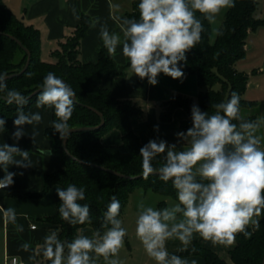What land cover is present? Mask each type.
I'll use <instances>...</instances> for the list:
<instances>
[{"label":"clouds","instance_id":"clouds-1","mask_svg":"<svg viewBox=\"0 0 264 264\" xmlns=\"http://www.w3.org/2000/svg\"><path fill=\"white\" fill-rule=\"evenodd\" d=\"M234 6V0H140L139 19H124L121 24L123 39L119 34L110 33L106 25L100 26V37L109 57L116 55L118 46L122 47L128 61V78L134 75L156 86L163 74L183 82L187 54L201 42L204 31L197 13L211 24L222 9ZM73 13L75 15V9ZM98 22V18L94 19L90 26L95 27ZM0 93H4L0 99L17 106L13 120L15 130L11 133L15 142L0 144V171L3 172L0 189H7L14 185L17 175L9 171L10 166L32 167L30 152L22 149L19 141L25 135L24 126L39 124L42 116L39 112L24 111L31 97L8 89L6 73L0 74ZM75 96L69 85L49 72L36 98L37 108L54 110L56 119L52 129L62 141H67L71 135L68 121L75 110ZM239 103V95L233 92L227 102L214 105L216 111L211 115L194 103L192 126L177 132L175 143L154 138L139 149L143 177L157 175L166 184L170 181L178 201L164 208L139 205L136 236L157 264H186L180 256L169 254L166 248L169 239H178L186 247L191 244L193 234L198 233L205 241L231 246L236 243L238 234L250 238L249 227L253 231L259 228L260 218L264 217V136L257 133L264 126V118L245 120ZM6 124L7 120L0 117V131H7ZM154 131H159V125L154 126ZM36 135L33 130V144ZM38 151L41 156L53 154L51 149ZM158 157H162V163L156 167L153 161ZM56 195L64 221L73 226L91 222L89 205L80 203L86 199L83 187L75 184L57 187ZM120 211L121 204L113 196L103 214L102 227L106 231L101 234L96 230L91 238L78 235L71 241H62L52 230L43 238L36 255L51 264H93L90 253L94 252L108 264H119L109 258L115 257L124 246L127 234L119 219ZM0 213L6 223L16 222L14 208L0 207ZM21 247L29 251L31 245L24 243Z\"/></svg>","mask_w":264,"mask_h":264},{"label":"trees","instance_id":"trees-1","mask_svg":"<svg viewBox=\"0 0 264 264\" xmlns=\"http://www.w3.org/2000/svg\"><path fill=\"white\" fill-rule=\"evenodd\" d=\"M132 7L126 11L129 18L139 19L138 4L140 0H131ZM235 6L225 11L222 24L217 30L216 37L211 41V24L197 13L203 22L204 31L202 40L187 54L188 74H194L198 85L205 87L199 90L196 99L182 94H174L164 102L160 111L161 120H171L176 107L182 106L189 113V119L182 120L181 127L186 131L192 126L191 106L198 104L202 111L210 115L216 109L214 105L227 102L233 92L240 97V114L245 120H257L255 113L242 114V110L253 108L258 101L244 97L249 81V73L236 67V62L246 56L248 45L247 36L260 26H264V17H257L255 13L258 0H234ZM92 19L89 14L82 13L78 25L70 35L59 42L57 48L51 51L52 59L46 60L41 56L42 35L39 28L28 24L18 16L8 5L6 0H0V74L20 72L31 51L29 66L19 74L7 78V88L15 89L28 96L42 85L47 73L52 72L57 77L65 80L76 93L75 110L68 121L70 127L83 125H99L101 116L90 108L91 105L99 109L105 122L95 129L71 132L67 139L66 151L63 141L58 133H54L52 123L46 127L44 134L51 143V150L61 160L63 166L44 174V186L39 192L25 194L26 197H41L47 194L50 188L59 184L61 188L68 184H75L85 189L86 199L80 201L87 204L91 211V222L83 225H70L59 214L60 201L56 195L57 210L53 214L43 217L53 227L62 241H71L78 236L81 227L92 226L101 234L106 231L102 227L103 214L111 198L115 196L120 204L121 219L131 193L136 186L153 189L167 193L176 198V191L171 182L167 184L157 175L143 177L139 149L146 143L142 142L132 126L133 116L140 119L145 117L144 107L131 98H120L112 95L111 90L100 85L104 74H115L113 57H109L107 49L102 45L98 51L96 61L81 59V42L86 35ZM11 35L17 37L20 44ZM31 73L29 77L27 74ZM219 87H214L216 84ZM37 94L24 107L25 112H30L36 104ZM4 93H0L2 97ZM52 113V122L56 119L52 108L44 107ZM17 111L15 104H7L0 99V117L7 120L6 128L9 130L13 113ZM238 123V121H233ZM117 127L122 135L121 144H105L101 141L102 135ZM162 157L153 161L159 167ZM98 165L112 168L132 177L119 176ZM140 175V176H137ZM250 238L238 234L236 244L230 250L232 263L220 256L215 250L203 245L198 240L173 254L178 256L199 254L204 257L205 264H261L264 257V217L260 218L259 228L255 231L251 227ZM40 251V249H39ZM42 257L41 255H39ZM50 264V261H47Z\"/></svg>","mask_w":264,"mask_h":264},{"label":"crops","instance_id":"crops-1","mask_svg":"<svg viewBox=\"0 0 264 264\" xmlns=\"http://www.w3.org/2000/svg\"><path fill=\"white\" fill-rule=\"evenodd\" d=\"M9 7L26 23L32 24L40 29L42 35L41 56L50 60L51 51L58 47L59 42L78 25L81 14L86 13L91 19H97L95 27H89L81 42V59L84 61H96L98 51L104 45L100 37V26L106 25L110 33H116L123 39L121 24L124 19H131L126 15V11L132 7L131 0H6ZM75 9V15L73 13ZM79 16V19H76ZM255 16L259 17L257 11ZM249 48V46H248ZM116 70L115 74H104L101 77L100 85L111 90L115 97L131 98L144 107L145 117L140 119L137 116L132 118V126L138 134L140 140L147 143L150 139H164L169 143L176 142L175 134L185 131L181 127L182 120L189 119V113L182 107H176L171 120H161L160 111L164 102L174 94H182L196 99L199 85L194 74H188L187 65H183L186 79L183 82L173 80L171 77L160 74L159 83L151 86L147 80H141L136 76L128 78V61L122 54V47L118 46L116 55L113 57ZM262 70V68H260ZM259 69V70H260ZM250 76V74H249ZM30 112H39L42 120L39 124L25 125V135L19 141L22 149L28 150L32 160V167L21 169L10 166L9 171L16 172L15 183L7 189H0V207L14 208L16 211V222L6 223L3 214L0 213V264H15L25 261L28 264H47L45 258L36 255L39 246L43 244V238L53 230L50 223L43 220V217L53 214L57 210L56 188L59 184L53 185L50 190L41 197H26L25 194L39 192L44 186V174L63 166L59 157L54 154L41 156L38 149H51V143L45 136L46 127L52 123V113L45 108H37L36 104L31 107ZM17 116V111L13 113L11 125L6 132L0 131V144H13L11 133L15 130L13 120ZM159 125V131H154V126ZM33 130L37 133L33 144L31 135ZM121 131L114 127L101 137L105 144H121L123 141ZM179 147V145H178ZM52 151V150H51ZM23 172V175H19ZM3 172L0 171V176ZM36 227H32V224ZM23 231H18V228ZM95 230L92 226L81 227L78 235H85L91 238ZM193 240L200 241L203 245L215 250L220 256V249L216 248L211 241L203 240L198 233L193 234ZM29 243L31 248L24 251L22 244ZM192 244V242H191ZM175 247L169 254H173L181 249L189 247ZM236 244V243H235ZM231 245L228 254L222 256L229 263H232L230 250L235 246ZM168 250V249H167ZM219 251V252H218ZM93 264H101L99 256L94 252L90 253ZM34 257V259H30ZM186 264H205V259L199 254L180 256ZM51 264V262H50Z\"/></svg>","mask_w":264,"mask_h":264},{"label":"rangeland","instance_id":"rangeland-1","mask_svg":"<svg viewBox=\"0 0 264 264\" xmlns=\"http://www.w3.org/2000/svg\"><path fill=\"white\" fill-rule=\"evenodd\" d=\"M222 9L217 16L215 23H211L212 33L211 41L216 37L217 30L222 24L225 11ZM257 13L259 17H264V0H258ZM247 45L249 46L246 56L236 62V67L250 74L247 88L244 93L245 98L258 101V105L253 108L242 110V114L255 113L258 118H264V26H260L255 31H251L247 36ZM262 68V70L260 69ZM260 69V70H259ZM214 87L218 88L217 83ZM205 87H200L203 90ZM257 135L264 136V126L261 127ZM177 199L167 193L155 191L151 188L145 189L143 186H136L131 193L129 201L125 207L121 217L122 226L127 230L124 238V246L118 251L115 257L119 264H157V262L148 256L143 244L136 236V219L138 216L139 205L143 203L145 206L154 208L170 207L177 203ZM182 243L175 238L166 241L168 252L173 251L175 247L180 248ZM216 248L220 249L221 255L228 254L230 246L215 244ZM219 252V251H218ZM225 254V255H223ZM101 264H108L104 257L99 256Z\"/></svg>","mask_w":264,"mask_h":264},{"label":"water","instance_id":"water-1","mask_svg":"<svg viewBox=\"0 0 264 264\" xmlns=\"http://www.w3.org/2000/svg\"><path fill=\"white\" fill-rule=\"evenodd\" d=\"M14 39H16L20 44H22V42L17 38V37H15V36H13V35H11ZM26 50H27V52H28V60H27V62H26V64H25V66H24V68L20 71V72H23L28 66H29V64H30V61H31V51L28 49V48H26V47H24ZM20 72H18V73H11V74H8L7 75V78L8 77H11V76H14V75H16V74H19ZM63 80V79H62ZM67 85H69L65 80H63ZM42 86V85H41ZM41 86H39L38 88H36L32 93H30L28 96L29 97H32V96H34L35 94H37L38 92H40L41 91ZM70 86V85H69ZM71 87V86H70ZM73 90V89H72ZM74 91V90H73ZM75 98H76V96H75ZM90 108H92L93 110H95L96 112H98L99 113V115L101 116V123L99 124V125H83V126H75V127H70L71 128V132H74V131H81V130H87V129H95V128H98L100 125H102L104 122H105V118H104V115H103V113L99 110V109H97V108H95V107H93V106H91V105H88ZM68 139V138H67ZM63 144H64V147H65V149H66V151L71 155V153L69 152V150H68V148H67V141H63ZM98 166H100V167H102V168H104V169H106V170H108V171H110V172H113V173H115V174H117V175H119V176H123V177H132V176H130V175H127V174H124V173H121V172H119V171H117V170H114V169H112V168H108V167H105V166H103V165H98ZM142 175V174H141ZM137 176H140V175H137ZM261 264H264V257H263V260H262V263Z\"/></svg>","mask_w":264,"mask_h":264},{"label":"built area","instance_id":"built-area-1","mask_svg":"<svg viewBox=\"0 0 264 264\" xmlns=\"http://www.w3.org/2000/svg\"><path fill=\"white\" fill-rule=\"evenodd\" d=\"M32 227H36V224L33 223ZM18 264H28V263H26L25 261H19Z\"/></svg>","mask_w":264,"mask_h":264}]
</instances>
